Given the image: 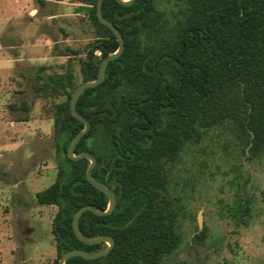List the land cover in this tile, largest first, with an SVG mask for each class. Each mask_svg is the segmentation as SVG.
Masks as SVG:
<instances>
[{"label": "trees", "instance_id": "16d2710c", "mask_svg": "<svg viewBox=\"0 0 264 264\" xmlns=\"http://www.w3.org/2000/svg\"><path fill=\"white\" fill-rule=\"evenodd\" d=\"M77 1L96 34L81 65L87 83L97 79L102 60L118 50L119 41L98 18L99 0ZM175 1L177 10L168 13L157 0L103 2V15L122 33L125 51L108 65L103 82L77 102L91 129L75 153L96 158L94 179L117 197L110 216L84 212L80 230L87 238L112 237L115 246L106 257H73L66 264H162L176 252L183 238L181 212L170 193L174 170L185 148L199 145L209 132L225 128L245 157L264 156V0ZM46 70L41 67L30 85L37 97H64L56 107L55 138L65 159L55 183L36 200L58 208L52 233L59 264L67 252L108 247L80 241L73 218L88 205L105 211L109 200L87 180L90 162L67 156L84 129L70 108L80 85L73 64L60 73ZM11 108L30 111L27 102ZM251 206L249 199L238 200L230 217L248 225Z\"/></svg>", "mask_w": 264, "mask_h": 264}, {"label": "rangeland", "instance_id": "374dc122", "mask_svg": "<svg viewBox=\"0 0 264 264\" xmlns=\"http://www.w3.org/2000/svg\"><path fill=\"white\" fill-rule=\"evenodd\" d=\"M157 5L177 10L175 0ZM82 6L77 0H0V264H56L57 254L50 257L58 208L39 205L36 195L55 183L65 159L55 138L56 107L64 97H37L30 82L41 67L60 73L72 63L82 84L81 65L96 36ZM23 102L29 112L11 108ZM237 146L221 128L182 152L170 193L183 240L162 264H264V156L250 159ZM248 199L251 219L236 224L230 211ZM29 224L34 232L27 241Z\"/></svg>", "mask_w": 264, "mask_h": 264}, {"label": "water", "instance_id": "95a60500", "mask_svg": "<svg viewBox=\"0 0 264 264\" xmlns=\"http://www.w3.org/2000/svg\"><path fill=\"white\" fill-rule=\"evenodd\" d=\"M135 1L136 0H117L118 3H120L121 5H124V6H132L135 3ZM103 2H104V0L98 1V5H97L98 18L102 24L108 26L113 31V33L115 34V36L117 37V39L119 41V48L115 53L109 55L108 57H106L102 60L100 67H99L98 77L95 81L82 83V84L78 85L76 87L74 93H73L71 103H70L71 112H72L73 117H75L77 120H79L80 122H82L84 124V129L80 133H78L74 137V139L71 141V143L69 144L68 149H67V156L72 161L88 160L90 162V165H89L87 172H86L87 180L98 191L104 193L108 197V200H109L108 208L105 211H100V210H98L92 206H89V205L80 208L76 212V214L74 215V218H73L74 232H75L77 238L87 245H98V244L105 243V244H107L108 247L105 250L99 251L96 253H89V252H84V251H80V250H73V251L67 252L61 257V259L59 260V264H66L68 259L73 258V257H80V258H83L85 260H97V259L108 256L115 246V240L112 237L102 236V237H98V238H87L82 234V232L80 230V219H81L84 212L89 211V212H92V213L96 214L97 216H101V217L110 216L114 213V211L116 209L117 197H116L115 193L110 189V187H108L107 185H104V184H102V183H100L94 179L93 170L97 164L96 158L91 153H84L81 155H76V153H75L78 144L83 139V137L88 134V132L91 129L90 122L86 118L79 115V113L77 111V102H78L80 96L86 90L95 88L103 82L105 71H106V68L108 67V65L111 62L119 59L125 51V40H124L122 33L114 24L107 21L103 15ZM192 258L195 259V256L192 255Z\"/></svg>", "mask_w": 264, "mask_h": 264}, {"label": "crops", "instance_id": "0c3cea01", "mask_svg": "<svg viewBox=\"0 0 264 264\" xmlns=\"http://www.w3.org/2000/svg\"><path fill=\"white\" fill-rule=\"evenodd\" d=\"M25 232L28 235V240L27 241H29L30 240V237H31V234L34 232L33 226H31L30 224L29 225H26ZM56 254H57V251H56V253L52 257H50V259L53 258L54 256H56Z\"/></svg>", "mask_w": 264, "mask_h": 264}]
</instances>
